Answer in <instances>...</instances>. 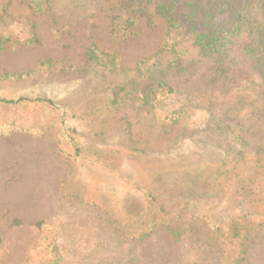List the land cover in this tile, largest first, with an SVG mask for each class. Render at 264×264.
Instances as JSON below:
<instances>
[{
  "label": "rangeland",
  "instance_id": "obj_1",
  "mask_svg": "<svg viewBox=\"0 0 264 264\" xmlns=\"http://www.w3.org/2000/svg\"><path fill=\"white\" fill-rule=\"evenodd\" d=\"M120 1L0 0V101L27 99L0 102V264H46L50 245L61 264H221L207 230L189 216L225 220L235 212L250 225L246 264H264V170L251 157L225 167L213 196L183 206L184 175L198 169L201 181L217 169L210 159L218 151L204 139L205 104L197 100L186 107L183 124L168 126L165 115L182 107L186 95L180 83L161 109L136 100L109 107V88L136 81L164 35L155 19L133 37L110 36L107 17ZM90 45L121 53V70L109 73L100 60H88ZM44 60L55 69L5 76L31 72ZM251 108L249 102L246 115ZM145 190L169 219L193 232L173 243L157 229L132 249L136 259L128 263L130 256L119 254L128 241L119 244L116 230L135 221L136 203L148 211Z\"/></svg>",
  "mask_w": 264,
  "mask_h": 264
},
{
  "label": "trees",
  "instance_id": "obj_2",
  "mask_svg": "<svg viewBox=\"0 0 264 264\" xmlns=\"http://www.w3.org/2000/svg\"><path fill=\"white\" fill-rule=\"evenodd\" d=\"M107 18L109 35L114 38L133 37L143 28L151 27L155 19L164 27L161 45L149 57V65L138 79L109 88V107L136 100L141 106L161 109L170 96L180 93V83L186 92L185 102L165 115L168 126L183 124L182 115L188 112L186 107L193 106L197 100L205 104L202 107L207 116L204 139L218 151L210 159L217 169L207 177L203 174L201 181L198 169L184 175L182 188L189 195L185 196L183 206H197L213 196L215 181L230 170L225 167L229 163L235 165L244 155L251 157L255 168L263 172L264 0H121ZM86 53L88 60H100L109 73H118L122 68V55L117 51L90 45ZM240 61L245 64L241 66ZM54 65L55 62L44 60L31 72L5 76L21 79L50 72L55 69ZM197 87H200L198 95L193 92ZM25 101L18 98L0 102L17 106ZM249 102L252 108L246 115ZM78 152L76 149L75 156ZM141 197L148 211H144L145 204L139 207L140 203H136L137 211L132 215L135 221L129 227L116 230L121 236L119 244L128 241L119 250L122 258L127 259L132 249L141 247L157 229L173 243H179L193 232L189 225L169 219V213L155 195L145 190ZM189 219L205 227L207 243L219 255L221 264H246L250 225L242 212H235L225 220L209 213L191 215ZM50 248L45 263L61 264L58 247L50 245ZM135 259L136 255L130 256L127 262Z\"/></svg>",
  "mask_w": 264,
  "mask_h": 264
}]
</instances>
